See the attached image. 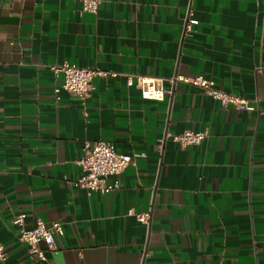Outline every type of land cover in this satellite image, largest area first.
Returning a JSON list of instances; mask_svg holds the SVG:
<instances>
[{"label":"crops","instance_id":"1","mask_svg":"<svg viewBox=\"0 0 264 264\" xmlns=\"http://www.w3.org/2000/svg\"><path fill=\"white\" fill-rule=\"evenodd\" d=\"M65 61L109 74L81 100L50 67ZM129 74L169 91L143 98ZM197 74L256 109L169 81ZM185 130L208 135L183 148L170 135ZM100 139L139 156L119 189L88 194L77 160ZM20 212L62 223L47 263L19 240ZM0 241V264H264L263 0H0Z\"/></svg>","mask_w":264,"mask_h":264},{"label":"built area","instance_id":"2","mask_svg":"<svg viewBox=\"0 0 264 264\" xmlns=\"http://www.w3.org/2000/svg\"><path fill=\"white\" fill-rule=\"evenodd\" d=\"M102 0H83V10L96 13ZM264 6V0H263ZM193 12L189 8L185 22V29H190L193 24L198 22L192 17ZM55 74H62L64 82L62 88L72 95L85 100L94 89L93 79L95 76H107L109 73L94 67H82L68 61L50 66ZM114 75V74H113ZM141 90L143 98L152 100H163L169 91L165 86V78L152 75H132L127 76L129 85L134 84ZM171 83L177 81L189 83L203 89V91L220 101L223 106L231 105L235 109L255 110L256 105L248 98L226 92L215 86L213 80L206 78L202 74L194 76L175 75L169 78ZM60 88H57L58 92ZM208 135L207 130H185L178 134H171L170 137L181 147L200 144ZM164 139L159 140L162 146ZM137 153L123 154L115 150L113 145L105 140L86 142L83 153L77 160L81 169L80 176L74 181V185L83 188L88 194L99 192L109 194L121 187L120 175L129 166L136 165ZM132 214L133 212L130 211ZM136 218L148 223L150 220L149 212L134 213ZM13 224L18 228V238L29 247L30 255L40 261L47 263L48 253L56 249L55 233H62L63 227L60 221H46L37 218L32 227L27 226V214L20 212L14 215ZM44 244V246H42ZM8 256L5 245L0 241V261H4Z\"/></svg>","mask_w":264,"mask_h":264}]
</instances>
